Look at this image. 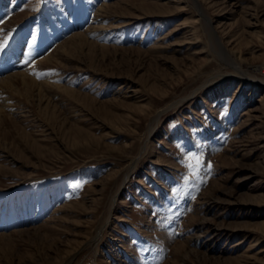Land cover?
<instances>
[{"label": "rangeland", "instance_id": "rangeland-1", "mask_svg": "<svg viewBox=\"0 0 264 264\" xmlns=\"http://www.w3.org/2000/svg\"><path fill=\"white\" fill-rule=\"evenodd\" d=\"M89 1L0 0V76L43 73L0 90V264H264V0H198L241 77L192 0Z\"/></svg>", "mask_w": 264, "mask_h": 264}, {"label": "bare ground", "instance_id": "bare-ground-1", "mask_svg": "<svg viewBox=\"0 0 264 264\" xmlns=\"http://www.w3.org/2000/svg\"><path fill=\"white\" fill-rule=\"evenodd\" d=\"M96 0H90L89 2L93 3ZM194 5L196 6V11L198 13V16L202 19L203 23L205 24L208 32L210 33V35L217 40V43L219 45V49H220V53H222V56L224 57L225 61L228 62L229 65H233V68H236L235 74L237 76H246L247 73H244L241 71V69L236 66H234V63L230 60V57L227 55V46L229 44V41H227V44H225L223 41V37H222V33L220 34V31L217 30V26H213L212 23V18L209 17L207 14L204 13V7L202 4H199L200 2H198V0H192ZM106 3H102L98 9L102 8L103 5H105ZM202 5V6H201ZM0 28H2L0 26ZM78 36V35H77ZM17 52V51H16ZM19 55V52H17ZM51 57V56H50ZM14 59V58H13ZM44 60L48 59V57L44 56L43 57ZM13 65L15 66L16 63H13ZM13 66V67H14ZM2 68H0L1 70ZM8 72V71H7ZM31 71L29 69H24V68H17L15 67L14 70L10 71L7 74H4L2 76H0V90L2 89H14V85L15 83L19 82L20 84H23L24 89L26 91V94H22L24 95L26 98L28 97H34V96H41V94H28L29 89L33 90V87H36L37 90L40 89V87H38V85H41L40 83H37L36 79L34 78L35 74H31ZM248 75V74H247ZM249 76L251 77H255L254 75L250 74ZM257 80H260V82L264 83V78H258L255 77ZM43 83V82H42ZM46 86V85H45ZM50 85H48L49 87ZM10 89V90H11ZM15 91V90H14ZM2 95V94H1ZM23 97V96H22ZM3 99V98H2ZM24 99V98H23ZM41 99V98H40ZM2 102L4 103V101L2 100ZM7 103V104H6ZM1 106H8V102H5L4 105L1 104ZM0 106V107H1ZM11 108V107H10ZM2 111V109L0 108V112ZM3 112V111H2ZM102 228V227H101Z\"/></svg>", "mask_w": 264, "mask_h": 264}, {"label": "snow or ice", "instance_id": "snow-or-ice-1", "mask_svg": "<svg viewBox=\"0 0 264 264\" xmlns=\"http://www.w3.org/2000/svg\"><path fill=\"white\" fill-rule=\"evenodd\" d=\"M11 35V33H9L7 36H5L3 38V40H0V51H3L5 46L8 44V39L9 36ZM33 74H35L37 76V78H39L41 75H43V73H38V72H34ZM201 158L196 156V157H192L188 163V167L189 168H193L195 167V165H198L200 162ZM193 161L195 163H193ZM209 167H211V165H209ZM77 187H79V185H77Z\"/></svg>", "mask_w": 264, "mask_h": 264}]
</instances>
